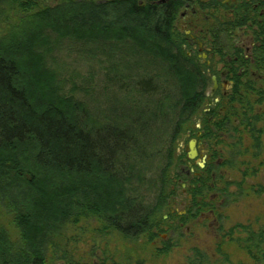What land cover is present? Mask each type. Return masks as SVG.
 Returning <instances> with one entry per match:
<instances>
[{"label":"trees","instance_id":"trees-1","mask_svg":"<svg viewBox=\"0 0 264 264\" xmlns=\"http://www.w3.org/2000/svg\"><path fill=\"white\" fill-rule=\"evenodd\" d=\"M161 1L0 0V208L18 234L12 240L0 227V264H114L107 257L74 261L69 233L83 223L96 240L152 241L170 196L180 192L172 181L185 158L177 141L197 121L203 139L218 141L209 145L215 156L229 150L251 175L261 167L264 79L236 80L223 116L203 113L210 81L186 59L172 29L173 12L190 0ZM72 39L115 42L121 64L135 58L132 50L140 54L127 75L112 70L109 81L132 94L109 119H95L49 67L53 43ZM227 43L216 39L219 47ZM262 44L254 60L264 75ZM203 177L205 189L210 177ZM251 229L242 248L264 260V231ZM195 258L209 264L203 253Z\"/></svg>","mask_w":264,"mask_h":264},{"label":"flooded vegetation","instance_id":"flooded-vegetation-1","mask_svg":"<svg viewBox=\"0 0 264 264\" xmlns=\"http://www.w3.org/2000/svg\"><path fill=\"white\" fill-rule=\"evenodd\" d=\"M161 3H164L163 0ZM173 15L172 29L181 35V51L188 61L198 62L201 69L199 74L210 81L202 111L210 114L212 110H217L216 117H221L224 114L222 101L231 94L236 80L264 79L262 70L256 69L254 60L255 53L263 49L264 0H190L175 10ZM224 36L230 39V43L224 47L217 46L216 39ZM201 130V122H195L193 131L185 134L189 138L186 149L180 146L177 149L178 153L185 155L173 169L172 181L179 186L180 192L170 196L162 222L153 230L155 237L147 242L163 255L166 250L168 254L173 248L184 245V248H180L185 264L204 261L195 258L198 253L205 254L209 264H219L218 258L214 259L219 256L228 263L226 247L229 246H235L238 254L249 257L242 248L245 244L241 245L235 239L241 234L247 237L245 218L243 216L235 224L229 217V211L235 209L234 201L228 200L233 196L230 191L232 180L224 177L222 155L215 156L209 149L211 143L218 141L203 139ZM192 140L195 141L196 155L189 159V143ZM221 141L230 142L226 136ZM205 173L209 175L210 183L207 182V188L203 189ZM199 190H202V194L196 197ZM160 227L162 232L165 231V238L157 233ZM256 231L260 233L264 228ZM206 235L211 240L212 252L206 248L187 247L186 242L200 241V237ZM157 238L160 241L154 242ZM255 253L257 261L249 257L251 264H264L261 252Z\"/></svg>","mask_w":264,"mask_h":264},{"label":"rangeland","instance_id":"rangeland-1","mask_svg":"<svg viewBox=\"0 0 264 264\" xmlns=\"http://www.w3.org/2000/svg\"><path fill=\"white\" fill-rule=\"evenodd\" d=\"M56 40V38L54 37ZM118 44L115 42L107 43L106 40L95 42H77L74 39L54 42L52 45L53 53L50 55V60H47L49 67L59 74L61 79L60 85L64 86V91L69 93L72 91L74 98L86 105L89 113L95 119L101 121L103 118H108L110 113H114L113 108L116 103H123V95L129 92H122L118 89V79L109 81L112 76V70L116 67L125 75L128 74V68L138 61L139 52L132 50V55L128 64L120 61L119 52L117 49H111ZM121 55V53H120ZM128 59V58H127ZM141 61V60H140ZM126 65V66H125ZM136 65V64H135ZM141 70V68H137ZM125 80V79H124ZM126 81V80H125ZM225 86V84H224ZM132 93H129V97ZM210 98V97H209ZM213 99H216L214 97ZM208 115V114H207ZM109 119V118H108ZM115 119V117H112ZM189 138L186 135L181 136L177 141V149H186ZM262 153L259 161H262L261 167H257L256 174L251 175V170L248 171L245 166L238 161L232 160V156L228 151H224L221 160L226 164L224 168V177H230L232 180V187L230 188L232 198L228 199L234 201L235 209L229 211V217L235 224L245 218V226L252 227L253 230L264 228V137L261 139ZM242 185L241 188L238 185ZM249 185V191L248 186ZM1 189V188H0ZM263 190L262 193H257ZM242 203V204H241ZM241 204V205H240ZM259 222V223H258ZM259 226V227H258ZM0 227L5 230L9 238L17 240V231L12 221V216L5 208H0ZM91 224H80L70 231L69 235L75 237L69 238L72 246L75 247L74 261H81L87 258L88 263L96 262L102 257H107L112 260L114 264H185L184 254L181 248H173L168 254L157 251L154 246L147 242L146 237H142L135 243L120 242L121 238L116 235L98 236L94 239L90 235L89 228ZM251 229V230H252ZM250 230V229H249ZM161 238H165V231L157 230ZM185 234H182L184 236ZM200 241L186 242L189 248H204L212 252V245L209 235L201 236ZM240 238V239H239ZM238 239L239 243L243 245L245 236L241 234ZM157 238L154 242H159ZM243 243V244H242ZM235 246L226 247V254L228 256V263H225L223 257L219 256L214 259L218 260L219 264H251V259L238 254ZM92 254L95 256L92 258ZM47 264H58L54 261ZM61 264V263H60ZM110 264V261H107Z\"/></svg>","mask_w":264,"mask_h":264},{"label":"water","instance_id":"water-1","mask_svg":"<svg viewBox=\"0 0 264 264\" xmlns=\"http://www.w3.org/2000/svg\"><path fill=\"white\" fill-rule=\"evenodd\" d=\"M194 146H195V141L194 140L190 141V143H189V148H190L189 159H193L196 155Z\"/></svg>","mask_w":264,"mask_h":264}]
</instances>
